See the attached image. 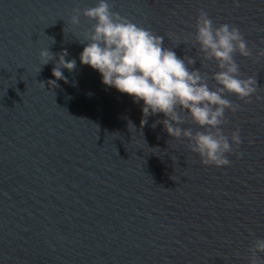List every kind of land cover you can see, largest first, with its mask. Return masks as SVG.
Returning a JSON list of instances; mask_svg holds the SVG:
<instances>
[{"label": "water", "instance_id": "obj_1", "mask_svg": "<svg viewBox=\"0 0 264 264\" xmlns=\"http://www.w3.org/2000/svg\"><path fill=\"white\" fill-rule=\"evenodd\" d=\"M107 2L196 58L189 67L212 89L219 69L195 42L199 13L239 27L253 55L234 59L258 88L250 103L226 93L240 108L223 129L242 143L230 165L206 166L156 124L163 113L142 127L143 101L80 62L96 23L83 11L98 0H0V264H250L264 239V0ZM45 49L56 58L43 65ZM64 50L77 65L61 69L67 82L53 75Z\"/></svg>", "mask_w": 264, "mask_h": 264}, {"label": "clouds", "instance_id": "obj_2", "mask_svg": "<svg viewBox=\"0 0 264 264\" xmlns=\"http://www.w3.org/2000/svg\"><path fill=\"white\" fill-rule=\"evenodd\" d=\"M75 12L72 23L78 25L80 9ZM83 15L96 23L88 34L90 42L80 54L81 64L97 70L103 84L132 96L134 103L143 101L141 126L147 125L149 116L163 113L166 118L156 124L163 123L173 138H187L190 150L200 156L204 165H230L227 154L234 151L233 144L238 148L242 141L239 129L230 137L224 133L226 110L235 113L240 108L226 98V93L250 103L258 88L256 77L240 78V66L234 59L237 53L244 57L253 55L239 27L229 24L216 27L206 11L199 13L195 42L203 59L215 60L219 69L212 77L217 85L212 89L206 74L189 67L196 64V58L179 57L174 50L164 47L163 36L112 11L107 0H98L95 7L84 9ZM40 55L43 65L56 58L50 49L41 51ZM67 56V50L61 52L53 68L56 79L66 82L61 69L71 72L77 66L76 60H66ZM261 57L264 49L259 51L257 59ZM48 83L58 86L56 80ZM189 117L202 130L182 127L189 123ZM130 126L135 127L129 122ZM250 252V264H264L257 256L264 253V239L257 238Z\"/></svg>", "mask_w": 264, "mask_h": 264}]
</instances>
